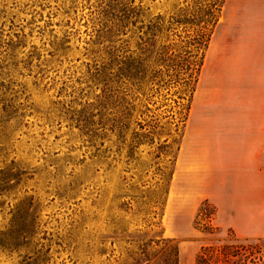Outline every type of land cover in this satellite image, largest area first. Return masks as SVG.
<instances>
[{"label": "rangeland", "instance_id": "obj_1", "mask_svg": "<svg viewBox=\"0 0 264 264\" xmlns=\"http://www.w3.org/2000/svg\"><path fill=\"white\" fill-rule=\"evenodd\" d=\"M112 1L0 0V231L20 230L29 203L35 216L30 237L0 249V264H196L201 247L217 243L241 247L245 264L251 257L264 264L262 216L225 214L235 230L217 225L216 212L210 230L204 215L217 207L198 189L200 172L219 182L223 164L234 170L231 140L239 173L253 137L242 130L246 117H236L251 104L264 114V71L245 67L252 62L246 41L264 35V0H228L234 45L216 38L207 48L186 121L133 150L130 135L125 143L109 133L90 136L93 116L103 114L108 44L100 11ZM134 4L146 23L183 1ZM230 63L242 66L227 70ZM234 128L239 134L229 135ZM246 170L248 186L254 175Z\"/></svg>", "mask_w": 264, "mask_h": 264}, {"label": "trees", "instance_id": "obj_2", "mask_svg": "<svg viewBox=\"0 0 264 264\" xmlns=\"http://www.w3.org/2000/svg\"><path fill=\"white\" fill-rule=\"evenodd\" d=\"M182 1L183 5L168 16L158 15L146 23L141 5H135L134 0H114L101 9V27L108 44L99 105L103 114L93 116L99 119L92 124L95 128L91 138L99 139L109 133L125 143L130 135L128 147L133 150L152 145L153 136L165 127H172L176 133L186 121L205 52L225 0ZM171 88L176 89L172 94ZM165 119L168 121L163 123ZM206 204L204 200L196 219L204 215ZM216 212L212 206L204 215L210 230L216 229L211 224ZM33 213L29 203L20 230L0 231V249H13L18 246L17 240L32 235ZM241 250L234 244L203 246L196 264H237L244 256ZM255 260L251 257L248 263L257 264ZM245 261L243 257L242 264Z\"/></svg>", "mask_w": 264, "mask_h": 264}, {"label": "crops", "instance_id": "obj_3", "mask_svg": "<svg viewBox=\"0 0 264 264\" xmlns=\"http://www.w3.org/2000/svg\"><path fill=\"white\" fill-rule=\"evenodd\" d=\"M227 4L228 0H226L223 10H221L222 16L215 26L213 35L209 42L210 44L208 50L216 38H219L223 46L231 47L234 45H231V39L229 40L228 38V33L232 30L233 25L235 24L234 19L224 16V12H226L228 8ZM241 44L243 45L244 43L237 42L236 46H242ZM246 45L249 47V50H247V56L252 59V62L245 64L247 70L264 71V35L261 34L260 37L253 35L252 38L246 41ZM219 56L220 55H217L216 59L219 58ZM241 66L242 64L237 63L226 64L227 70H237L241 68ZM215 68L218 69L216 66ZM219 69L226 70L225 68ZM207 104L208 102L201 105L200 109L206 108ZM236 112L239 113L237 108ZM243 115L246 117L245 120L247 125L242 130L246 135L253 137L250 143L251 149L249 154L243 157L242 162L239 165V173L241 175L239 177L241 180L243 178V181H241L243 183L238 185L235 181L236 175L239 174L238 170H236L238 166L237 144L236 142H232V140L230 141L229 146H226V152H228L227 155L229 157V168H233L234 170L227 173V171H225V164H223L220 170L219 182L216 178L214 180L208 179L207 181L205 172H200L198 175V189L203 191V198L207 199L217 207V225L222 227H232L235 230L236 227L233 220L229 219L225 221L223 219L225 214L232 216L240 212L245 215H251L256 210V212L264 219V126L262 123L255 124L254 122L255 118L259 121H263L264 114L263 112L255 113L254 107L251 104L249 110H246L245 114H239L236 119H241ZM238 132L239 129L234 128L229 131V135L237 136L239 134ZM204 155L206 156V153ZM200 158H202L201 153ZM246 169H251V172L254 175L248 186V182L244 174L247 172ZM246 192H249L251 195L249 197H245L243 193Z\"/></svg>", "mask_w": 264, "mask_h": 264}, {"label": "bare ground", "instance_id": "obj_4", "mask_svg": "<svg viewBox=\"0 0 264 264\" xmlns=\"http://www.w3.org/2000/svg\"><path fill=\"white\" fill-rule=\"evenodd\" d=\"M208 72V71H207ZM215 74V73H214ZM201 102V101H200ZM198 104V103H197Z\"/></svg>", "mask_w": 264, "mask_h": 264}]
</instances>
